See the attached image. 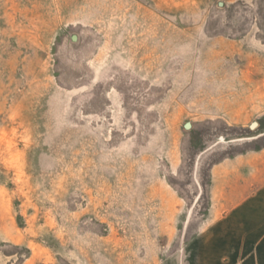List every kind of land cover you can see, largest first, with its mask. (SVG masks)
I'll return each mask as SVG.
<instances>
[{
	"label": "rangeland",
	"instance_id": "rangeland-1",
	"mask_svg": "<svg viewBox=\"0 0 264 264\" xmlns=\"http://www.w3.org/2000/svg\"><path fill=\"white\" fill-rule=\"evenodd\" d=\"M262 149L264 0H0V264H200Z\"/></svg>",
	"mask_w": 264,
	"mask_h": 264
},
{
	"label": "crops",
	"instance_id": "crops-1",
	"mask_svg": "<svg viewBox=\"0 0 264 264\" xmlns=\"http://www.w3.org/2000/svg\"><path fill=\"white\" fill-rule=\"evenodd\" d=\"M211 205L193 247L200 264H244L264 244V149L239 154L211 168ZM256 199V200H255ZM220 209L226 215L214 218ZM241 212L258 218H239ZM257 245L258 250L254 246ZM264 253V251H262Z\"/></svg>",
	"mask_w": 264,
	"mask_h": 264
},
{
	"label": "water",
	"instance_id": "water-1",
	"mask_svg": "<svg viewBox=\"0 0 264 264\" xmlns=\"http://www.w3.org/2000/svg\"><path fill=\"white\" fill-rule=\"evenodd\" d=\"M75 38V37H74ZM257 124L256 123H253L251 126L254 128ZM186 127L187 128H190L191 127V124L190 123H187L186 124Z\"/></svg>",
	"mask_w": 264,
	"mask_h": 264
}]
</instances>
